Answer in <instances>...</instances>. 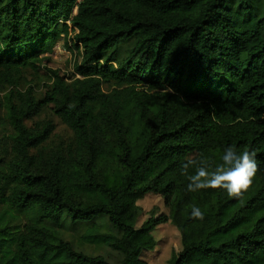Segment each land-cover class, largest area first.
Listing matches in <instances>:
<instances>
[{"label":"trees","instance_id":"trees-1","mask_svg":"<svg viewBox=\"0 0 264 264\" xmlns=\"http://www.w3.org/2000/svg\"><path fill=\"white\" fill-rule=\"evenodd\" d=\"M68 23L73 76L46 70L51 85L40 98L30 82L17 90L23 71L37 73L39 57L68 37ZM129 39L117 62L115 49ZM6 87L0 264H113L59 234L63 217L98 216L115 233L93 224L78 242L110 249L115 264H147L141 254L167 223L181 244L168 264H264V0H0ZM44 109L69 131L65 143L45 147L55 130L48 120L27 125ZM229 146L256 152L243 197L188 192L182 164L215 166ZM147 195L167 212L153 210L137 227ZM193 205L203 221L190 218Z\"/></svg>","mask_w":264,"mask_h":264},{"label":"rangeland","instance_id":"rangeland-1","mask_svg":"<svg viewBox=\"0 0 264 264\" xmlns=\"http://www.w3.org/2000/svg\"><path fill=\"white\" fill-rule=\"evenodd\" d=\"M260 4H263V2H259L257 6L260 7ZM74 14L75 9L73 11V15ZM74 33L75 31L68 23V39L62 36L53 46L50 53H46L39 57L37 63H39V60L40 63L36 64V66L39 67L37 73H34V71L30 70V68L24 70L22 78H24L26 81H21L17 86V90L24 91L27 88L25 87V84L30 82V84L34 86L36 97H42L47 90L46 87L51 85L46 72L48 69L57 70L61 76L71 78L73 76V63L77 60L76 51L70 49V42L74 36ZM132 47L133 40L131 39L120 44L114 51L115 57L118 60L117 62L123 60L130 52ZM115 67L116 64H113L112 68ZM10 89H12V87H6L4 91H0V99H2ZM107 89L108 86L104 85L103 90L106 91ZM0 117L4 118L3 109H0ZM47 120L54 125L55 130L50 140L47 142V144H45V147H56L57 145L65 143L69 138V131L59 122V120L50 112L49 109L39 111L31 121L27 122V125L30 126L34 122ZM2 126L3 125L0 123V131ZM138 205L142 210V214L136 224L137 227L148 218V214L151 211L154 210L156 215L167 212L162 200L158 196L147 195L144 197V199L138 202ZM93 224L99 225L102 232L110 234L115 233L108 223L106 217L98 216L90 222H77L75 224H71L67 217H63L59 234L63 240L71 242L77 251L87 255L102 256L110 263H117L118 254L112 252L106 247L79 244V236L86 230L87 227H90ZM152 235L156 241V247L152 251L142 252L140 259L147 264H168L172 257L181 250L179 232L175 227L167 223L156 227L152 232Z\"/></svg>","mask_w":264,"mask_h":264},{"label":"clouds","instance_id":"clouds-1","mask_svg":"<svg viewBox=\"0 0 264 264\" xmlns=\"http://www.w3.org/2000/svg\"><path fill=\"white\" fill-rule=\"evenodd\" d=\"M220 161L213 166L206 159H187V162L181 166L182 175L188 181L186 190L188 192L223 190L229 198H242L250 189L258 171L255 150L250 151L245 148L238 151L234 146H229L224 149ZM190 168L194 169L191 174H189ZM190 218L203 221L205 213L200 207L193 205Z\"/></svg>","mask_w":264,"mask_h":264},{"label":"built area","instance_id":"built-area-1","mask_svg":"<svg viewBox=\"0 0 264 264\" xmlns=\"http://www.w3.org/2000/svg\"><path fill=\"white\" fill-rule=\"evenodd\" d=\"M81 0H76V2L78 3V2H80Z\"/></svg>","mask_w":264,"mask_h":264}]
</instances>
